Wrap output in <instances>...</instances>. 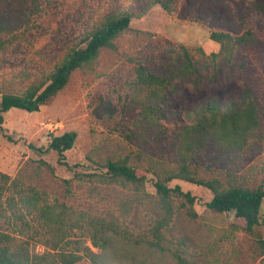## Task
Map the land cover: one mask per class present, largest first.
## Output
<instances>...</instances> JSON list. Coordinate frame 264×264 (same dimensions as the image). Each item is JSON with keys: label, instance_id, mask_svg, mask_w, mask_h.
Here are the masks:
<instances>
[{"label": "rangeland", "instance_id": "374dc122", "mask_svg": "<svg viewBox=\"0 0 264 264\" xmlns=\"http://www.w3.org/2000/svg\"><path fill=\"white\" fill-rule=\"evenodd\" d=\"M118 14H129L130 26L40 110L3 113L0 171L11 179L0 230L28 239L35 253L55 245L83 253L88 246L101 264H264V199L260 223L248 230L234 212L208 208L209 188L180 178L168 186L180 185L194 202L173 193L163 249L146 243L166 216L155 182L178 171L183 127L211 98L240 103L249 91L259 126L241 151H199L192 176L264 190V0H0V103L3 94L45 87L65 57ZM248 31L256 43L236 45L232 54H219L220 43L210 38ZM139 64L166 84H139ZM64 132L77 137L60 164L58 152L46 148L52 134ZM109 161L134 167L144 184L112 176ZM46 205L56 219L42 229ZM103 224L109 229L99 236L109 238L96 247L93 226ZM74 264L95 263L83 257Z\"/></svg>", "mask_w": 264, "mask_h": 264}, {"label": "trees", "instance_id": "16d2710c", "mask_svg": "<svg viewBox=\"0 0 264 264\" xmlns=\"http://www.w3.org/2000/svg\"><path fill=\"white\" fill-rule=\"evenodd\" d=\"M162 6L166 9L168 4L162 3ZM130 23L131 16L129 14H118L107 18L91 32L85 47L74 49L65 57L52 73L50 82L45 87L31 86L24 94H3L0 103V133H5L3 126H1L4 121L3 113L11 108H19L29 112L40 110V106L46 104L67 85L74 70L95 59L102 47L112 45V40L127 29ZM210 38L220 43L219 54L224 52L232 54L231 50L234 46H246L257 41L251 31L241 36H234L228 32H212ZM219 54L214 53L213 55ZM186 61L184 68L188 69L191 67V59L187 50ZM136 70L139 84L158 87L166 84L164 78L154 74L141 64L137 66ZM153 94H157V92L155 91ZM248 96L249 91L246 92V97L242 102L231 101L228 104L221 103L217 97L211 98L195 110L194 122L183 127L178 149V171L172 172L167 178L155 182L156 191L160 195L166 216L152 228V239L146 240L147 244L157 249H163L161 230L172 215L171 200L173 193L178 192L186 196L191 203L194 202V197L189 192H183L180 185L174 188L168 186L167 182L176 178L209 188L214 195L207 203L208 208L217 212H234L236 217L245 219L248 230H253L260 223V209L264 199V190L238 186L225 187L219 180L197 179L192 176L190 170L191 160L199 151L225 150L226 147H229V149H236L237 152L246 147L253 132L259 126L256 101ZM76 137L75 132L52 134L46 150L57 151L59 163L64 164L65 152L74 146ZM8 138L13 139L11 136ZM107 169L112 176L125 179L137 186L143 185L145 182V177L139 176L135 168L125 162L109 161ZM10 179V175L0 171V180H3L0 184V206L6 203L3 201V194L8 187L7 185H10ZM51 211L48 205L43 207L41 211L43 214L42 229L51 227V223L55 221L56 218L53 217ZM91 223L94 224V222ZM93 229L94 233L91 237L93 245L96 247L105 246L109 237L104 238L99 234L106 232L109 228L103 224L99 228L94 225ZM99 239L104 240V242L100 244ZM29 245L28 239H16L11 233L0 230V264H74L82 260L83 257H87L95 264H101L100 255L88 246L84 248L83 253L80 250L71 252L61 250L56 245L43 253H35L32 252Z\"/></svg>", "mask_w": 264, "mask_h": 264}]
</instances>
